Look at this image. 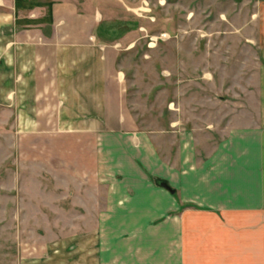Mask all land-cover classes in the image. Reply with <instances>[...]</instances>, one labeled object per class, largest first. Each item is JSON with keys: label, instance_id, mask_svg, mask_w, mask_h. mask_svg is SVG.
<instances>
[{"label": "rangeland", "instance_id": "374dc122", "mask_svg": "<svg viewBox=\"0 0 264 264\" xmlns=\"http://www.w3.org/2000/svg\"><path fill=\"white\" fill-rule=\"evenodd\" d=\"M127 2L137 32L119 39L115 62L85 65V73H119L121 95H110L113 85L99 81L107 95H85V128L73 122L80 98L62 78L82 71L80 64L48 62L42 79H23V67L0 49V264H177L176 256L165 255L176 241L162 224L198 206L187 201L161 214L168 192L160 182L183 186L178 171L189 174L202 165L225 141L228 122L240 127L255 120V51L219 43L232 18L216 21V15L230 3ZM16 6L18 28L49 24V3L17 0ZM118 10L113 13L121 19L125 9ZM130 41L137 42L128 49ZM37 86L52 92L33 95ZM117 104L127 127H113ZM184 153L187 169L179 166ZM169 162L170 178L161 169ZM202 167L198 173L207 170ZM183 188L188 194L174 200L198 197ZM121 200L140 208L126 213L129 222L114 223L111 203Z\"/></svg>", "mask_w": 264, "mask_h": 264}, {"label": "crops", "instance_id": "0c3cea01", "mask_svg": "<svg viewBox=\"0 0 264 264\" xmlns=\"http://www.w3.org/2000/svg\"><path fill=\"white\" fill-rule=\"evenodd\" d=\"M16 1L0 0V49L6 53L3 54L11 64L17 60L18 66L23 67V79H42L43 67L48 62L73 64L76 61L80 64L82 71L64 72L62 78L66 80V85L69 83L72 94L80 98L76 111L79 114L72 115L76 116L73 122H76V126L85 128V95H107L105 90L97 87L99 81H109V84L113 85V92L109 91L110 95H121L123 78L119 73H85V65L115 62L120 48L123 47L119 39H123L126 33L137 32V27L133 29L131 25V12L134 11L131 2L43 0L52 6L49 11V24L20 29L15 26L19 16ZM226 1L230 5L225 12L216 15V21L223 20L224 15L225 18L228 16L232 19L229 22L227 20L224 29L220 30L224 32V37H219V43L225 47L239 46L255 51L253 63L259 65L258 103L254 105L256 115L252 123L246 122L240 127H234V121L228 122L230 125L226 127L225 141L219 148H211L208 157H205L206 160L203 161L200 155L202 165H195V171L189 174L178 171L176 179L179 185L183 186L175 189L173 187L176 186H171V181H162L175 192L171 193L160 185L161 191L168 192L166 194L173 198L169 200L167 196L163 204L168 206H161V214L166 211L169 213L170 209L175 210L187 201L198 206L184 211L179 216L168 218L162 224V231L167 233V238L176 241L175 248L168 250L165 255L176 256L177 264H264V0ZM121 7L125 9L121 13L124 21L113 13V9L119 8L120 11ZM122 33L125 34L121 35ZM136 42L130 41L127 44L128 49ZM229 42L235 44L229 45ZM25 70H31L28 71L30 74ZM245 75L246 73H242L241 78L247 79ZM75 80L80 81L76 87ZM85 81L91 82L85 84ZM33 89V95L52 92L51 89H44L43 93L42 88L39 89L38 86ZM109 90H112V87H109ZM117 105V120L113 127L129 126L124 118L122 106ZM104 120L99 115L97 123L101 124ZM124 144L122 143L125 147L126 143ZM144 150L143 147L142 152ZM179 156L183 161L179 166L187 169L185 153ZM204 165L207 170H200L198 173L197 170ZM170 166L169 162L161 168L167 169L168 178L174 172L171 174ZM214 184L217 185L213 190ZM183 187L192 191L194 197H198L184 198L182 203L174 200L173 196L176 194H182L183 197V192L188 194ZM212 191L215 194H210L209 199L207 194ZM111 204L114 207V223L129 222L127 214L130 215L131 211L137 212V208H140L137 203L134 205L130 201L121 200L119 204L114 201ZM51 264L59 263L54 261Z\"/></svg>", "mask_w": 264, "mask_h": 264}, {"label": "water", "instance_id": "95a60500", "mask_svg": "<svg viewBox=\"0 0 264 264\" xmlns=\"http://www.w3.org/2000/svg\"><path fill=\"white\" fill-rule=\"evenodd\" d=\"M160 185L170 191L171 193H174L175 191L165 182H161Z\"/></svg>", "mask_w": 264, "mask_h": 264}, {"label": "built area", "instance_id": "2783aa9c", "mask_svg": "<svg viewBox=\"0 0 264 264\" xmlns=\"http://www.w3.org/2000/svg\"><path fill=\"white\" fill-rule=\"evenodd\" d=\"M167 36L166 35H162V38L164 39V38H166Z\"/></svg>", "mask_w": 264, "mask_h": 264}]
</instances>
